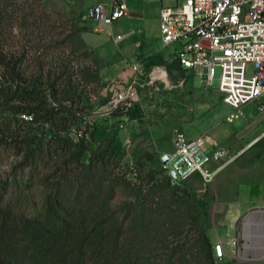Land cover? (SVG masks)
I'll return each mask as SVG.
<instances>
[{
	"label": "trees",
	"instance_id": "trees-1",
	"mask_svg": "<svg viewBox=\"0 0 264 264\" xmlns=\"http://www.w3.org/2000/svg\"><path fill=\"white\" fill-rule=\"evenodd\" d=\"M36 1L0 0V146L15 144L21 165L45 170L43 204L31 214L4 203L9 182L0 180V264H218L186 180L173 182L162 163L130 178L110 144L92 147L95 127L74 108L81 94L72 75L27 74L22 57L6 50ZM68 37L73 49L85 46L77 29ZM81 72L87 83L100 80L98 70ZM141 113L137 104L122 116Z\"/></svg>",
	"mask_w": 264,
	"mask_h": 264
},
{
	"label": "rangeland",
	"instance_id": "rangeland-1",
	"mask_svg": "<svg viewBox=\"0 0 264 264\" xmlns=\"http://www.w3.org/2000/svg\"><path fill=\"white\" fill-rule=\"evenodd\" d=\"M108 1L37 0L34 12L20 24H15L6 50L22 57L27 74H43L51 80L61 73L72 75L74 90L78 89L81 94L73 103L74 108L82 110L85 122L95 127V130L90 129V132L93 130L92 147L100 143L110 144L114 148L112 157L120 160L121 170L128 172L133 180H136L138 171L144 176L150 168L159 170V156L175 150L177 130L185 132L189 139L207 135L217 140L226 153L221 160L222 169L210 181L196 175L186 180L185 186L197 200L201 221L212 242L214 238L229 239L237 232L241 236L239 253L236 256L229 253L218 264H264L262 250L261 253L247 250L250 239L245 234L244 225L248 212L264 209V98L235 110L224 103L223 95L214 84L208 85L204 76L198 73L173 88L178 71L172 74L168 69L169 76L164 82L173 89H161L155 100L145 96L146 90H142V113L134 118L122 116L125 107H114L112 97L135 74L131 65L135 56L145 66L143 74H138L140 78L149 73L157 77L163 70H151L152 66L146 63L151 59H142L150 54L153 63H163L166 56L162 55L171 56V48L161 49L158 38L147 39L138 34L115 44L105 34L95 33L85 17L86 11L98 2ZM133 1L137 7L139 2L142 3L148 18L155 16L156 8L162 3L172 5L177 2L130 0ZM22 12L18 15L21 13L22 16ZM116 26L125 32L133 30V24L127 18L117 22ZM153 26L155 33L158 26L155 23ZM74 29L85 42V46L76 50L73 49L76 45L68 37ZM88 68L94 72L98 70L100 80L87 83L81 71ZM220 71L216 66L217 76ZM180 74L189 76L188 72ZM163 85L160 86L163 88ZM116 109L118 114H113ZM72 133L77 139L76 131L72 130ZM17 152L13 143L0 146V180L9 182L4 203L9 202L17 212L31 214L43 204L44 188L38 179L45 170L44 167L25 168L21 165L23 156ZM151 155L152 162L148 159ZM216 166L218 163L211 164L212 168ZM30 176L33 178L31 185L27 183ZM226 245L230 250L234 248ZM243 251L248 254L247 258Z\"/></svg>",
	"mask_w": 264,
	"mask_h": 264
},
{
	"label": "built area",
	"instance_id": "built-area-1",
	"mask_svg": "<svg viewBox=\"0 0 264 264\" xmlns=\"http://www.w3.org/2000/svg\"><path fill=\"white\" fill-rule=\"evenodd\" d=\"M128 12V0H109L90 6L85 17L95 33L108 35L118 44L125 36L113 27ZM159 31L161 49L171 48L170 59L178 62L181 73H189L186 77L180 75L173 88L198 73L208 85L216 82L224 103L235 110L264 98V0H177L172 5L162 4ZM131 65L136 72L112 97L114 107H143L142 90L155 100L161 89H173L160 76L149 73L140 78L138 74H143L145 66L137 56ZM216 66L221 70L218 76ZM155 68L168 73L167 63L153 65L151 70ZM174 141L175 150L160 155L162 168L173 182L196 175L210 181L222 169L221 160L226 153L212 137L189 139L185 132L177 130ZM213 163L218 166L212 168ZM227 243L234 248L230 250ZM241 243L238 232L229 239H217L213 243L214 255L218 260L229 253L236 256ZM243 256L247 258L248 254L243 251Z\"/></svg>",
	"mask_w": 264,
	"mask_h": 264
},
{
	"label": "crops",
	"instance_id": "crops-1",
	"mask_svg": "<svg viewBox=\"0 0 264 264\" xmlns=\"http://www.w3.org/2000/svg\"><path fill=\"white\" fill-rule=\"evenodd\" d=\"M173 0H169V2H172ZM129 2V12H128V16H126L125 18H127L129 21L132 22L133 24V30H128L127 32L119 30L116 26V24L114 25V31L123 34L124 40H122L121 42H119L118 44L124 42L126 39H128L129 37H131L134 34H138L141 37H146L147 39L149 38H158L159 37V14H160V7L156 8V11L154 13L155 16H151L150 18H148V16H146V10L143 9L142 3H140V5L138 4L139 7H137V5L134 3H131L130 0H128ZM122 20V19H121ZM120 21V20H119ZM118 21V22H119ZM151 22V23H150ZM117 23V22H116ZM154 23L156 26H158V31L153 33V28H154ZM110 40H112L108 35H106ZM146 39V41H147ZM113 41V40H112ZM115 43V42H114ZM117 44V43H115ZM160 53V52H159ZM164 57V62L167 63V65L169 67H171V71L172 74L173 72H177L178 74L180 72V65L178 64L177 61H172L169 55H162ZM136 57V56H135ZM138 57V56H137ZM148 57H150V54L147 55L146 58H143V60L147 59ZM185 69V68H184ZM181 73V72H180ZM160 78H162L163 80H166L167 76H169V71L168 73L166 71L163 70V73L160 74ZM198 137V136H197ZM217 240V238L213 239V243Z\"/></svg>",
	"mask_w": 264,
	"mask_h": 264
},
{
	"label": "bare ground",
	"instance_id": "bare-ground-1",
	"mask_svg": "<svg viewBox=\"0 0 264 264\" xmlns=\"http://www.w3.org/2000/svg\"><path fill=\"white\" fill-rule=\"evenodd\" d=\"M245 234L250 239L247 245L249 252H264V209H259L251 213L244 222Z\"/></svg>",
	"mask_w": 264,
	"mask_h": 264
},
{
	"label": "water",
	"instance_id": "water-1",
	"mask_svg": "<svg viewBox=\"0 0 264 264\" xmlns=\"http://www.w3.org/2000/svg\"><path fill=\"white\" fill-rule=\"evenodd\" d=\"M214 86H215V88H218V85H217L216 82H215ZM165 160H168V157H166ZM256 210H257V209H256ZM256 210H252V211L248 212L247 215H246V217H245L246 220H247V218L251 215V213H253V212L256 211Z\"/></svg>",
	"mask_w": 264,
	"mask_h": 264
}]
</instances>
